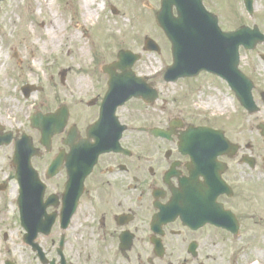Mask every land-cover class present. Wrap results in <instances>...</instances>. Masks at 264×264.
<instances>
[{
    "label": "flooded vegetation",
    "instance_id": "flooded-vegetation-1",
    "mask_svg": "<svg viewBox=\"0 0 264 264\" xmlns=\"http://www.w3.org/2000/svg\"><path fill=\"white\" fill-rule=\"evenodd\" d=\"M258 5L262 44L240 49L239 61L244 77L238 90L252 84V105L240 103L227 82L203 73L181 80L180 93L167 96L161 107L143 99L118 106L116 99L105 101V75L99 85L78 87V99L70 93L64 126L47 144V135L35 131V177L20 184L9 158L7 190L0 195L23 192L37 228L34 251L25 242L28 222H18L20 264H233L228 254L233 234L210 221L228 218L241 234L251 222L262 225L264 0ZM227 17L220 15L223 28ZM134 71L154 89L147 68L139 62ZM235 116L247 125L237 124ZM202 127L222 132L226 140L202 146L196 142V129ZM236 129L240 134L257 130L260 140L235 141ZM212 179L216 182H208ZM2 264L18 263L5 259Z\"/></svg>",
    "mask_w": 264,
    "mask_h": 264
},
{
    "label": "rangeland",
    "instance_id": "rangeland-1",
    "mask_svg": "<svg viewBox=\"0 0 264 264\" xmlns=\"http://www.w3.org/2000/svg\"><path fill=\"white\" fill-rule=\"evenodd\" d=\"M91 11L97 15L90 20L84 17L83 0H7L0 15V126L6 131L22 130L33 136L27 117L39 106L47 109L52 99L66 102L77 88L96 85L106 76L101 64L117 60L120 50L142 55L141 65L148 76L162 65L171 63L169 46L155 23L161 0H90ZM211 4V0L206 1ZM235 12L227 17L228 25L242 23L262 24V16L251 20L243 9V0H234ZM260 0H256V3ZM148 5L151 7H148ZM112 7L117 10L113 14ZM86 26L83 31L79 26ZM110 35V36H109ZM73 36H77L73 39ZM109 36V37H106ZM154 39L161 47V55L144 54V38ZM97 41V42H96ZM80 42H82L80 44ZM98 46V47H97ZM81 47L85 48L83 60L78 58ZM66 71L65 86L61 85L60 72ZM164 95L180 91L181 85L167 86L155 80ZM75 84L71 87L70 84ZM31 84L41 88L25 98L19 89ZM160 105H162L160 103ZM55 111H58L55 110ZM235 139L250 140L256 135L240 134ZM12 147L0 148V178L5 177ZM12 194L0 196V264L9 259L18 264L22 261L21 229L14 216ZM243 240H235L234 251L238 253L236 264H264V207L262 227L249 224ZM7 239H4V235ZM250 241H246V240Z\"/></svg>",
    "mask_w": 264,
    "mask_h": 264
},
{
    "label": "water",
    "instance_id": "water-1",
    "mask_svg": "<svg viewBox=\"0 0 264 264\" xmlns=\"http://www.w3.org/2000/svg\"><path fill=\"white\" fill-rule=\"evenodd\" d=\"M2 1V0H0ZM246 6L249 9H252V0H246ZM176 8L178 17L176 18L173 14V8ZM157 24L163 29L166 36L172 43V52L174 65L167 70L166 80L167 81H176L182 77H189L195 71L194 66H183L182 55L185 53L184 46L195 48L200 43L204 46V53L216 54L221 51V41L229 40V54L233 58L235 63V70L237 68L238 61V47L244 45L246 48L254 46L251 42L253 35L250 34L247 29H243V32L224 35L220 33V30L217 27L216 20L207 12H205L202 6V0H163L162 1V10L156 15ZM250 35V36H249ZM201 36V37H200ZM246 37V40L240 43L238 40ZM253 41V39H252ZM252 43V44H251ZM217 44V46H216ZM146 50L147 51H158L155 43L151 40L146 41ZM131 56L128 53L120 54V61L124 62L127 58ZM133 59V57H132ZM119 69L122 72H125L124 76L128 77L130 74L127 72L128 68L124 66H119ZM200 69L208 70L209 72L220 73L222 70L214 64H203L200 66ZM108 72V71H107ZM110 93L111 97L114 94L116 86L127 85L130 86L128 82L131 80H119L116 81L115 74H110ZM128 95V93H126ZM131 95L139 97L142 95L140 92H133ZM209 137L205 136L208 135ZM202 138H198L199 141H208L210 136L214 138L215 134L203 132L201 134ZM28 142L29 140L23 139L20 143ZM16 158H19L20 147L17 146Z\"/></svg>",
    "mask_w": 264,
    "mask_h": 264
},
{
    "label": "bare ground",
    "instance_id": "bare-ground-1",
    "mask_svg": "<svg viewBox=\"0 0 264 264\" xmlns=\"http://www.w3.org/2000/svg\"><path fill=\"white\" fill-rule=\"evenodd\" d=\"M84 2V11H85V14H84V17L88 18L86 20H90V19H93L96 15H97V12L96 11H91L90 9V6L92 5L90 0H83ZM81 29H83V31H87V28L86 26L83 24V26H79ZM73 39H76L77 36H73L72 37ZM82 42H80L81 44ZM86 55V51H85V48L84 47H81L80 50H79V53H78V58L80 60H83L84 57Z\"/></svg>",
    "mask_w": 264,
    "mask_h": 264
}]
</instances>
